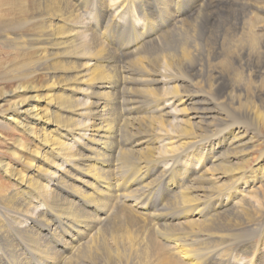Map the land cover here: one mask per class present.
<instances>
[{"label": "bare ground", "instance_id": "obj_1", "mask_svg": "<svg viewBox=\"0 0 264 264\" xmlns=\"http://www.w3.org/2000/svg\"><path fill=\"white\" fill-rule=\"evenodd\" d=\"M256 11L262 13L248 36L260 50L264 33L256 29H264V0H0V42L13 52L0 81L21 82L17 92L4 94L3 99H15L0 126L29 133L47 148L28 166L31 175L17 176L19 190L6 198L0 194V204L15 214L0 222V241L20 236L43 264H261L264 240L257 260L251 256L242 263L203 241L217 240L221 248L226 239L245 241L252 228L234 235L221 230L264 218V158L259 171L245 167L264 127V88L227 95L225 78L211 69L209 76L215 74L207 89L215 93L200 92L204 83L197 80L206 64L226 60L219 49L228 36L240 34L237 40L244 43L245 17ZM116 53L126 56L123 75ZM184 69L197 79L187 83ZM38 74L47 77L48 87L25 85ZM132 85L144 88L136 98ZM221 97L232 117L216 107ZM245 109L252 112L253 125L243 117ZM178 115L182 118L174 122ZM227 121L232 123L225 129ZM80 172L92 181L81 180ZM77 182L84 185L73 190ZM249 187V199L238 202ZM159 190L165 194L160 206L173 212L162 210L171 223H162L163 232L154 229L163 237L168 231L169 245L154 237L155 225L143 214L150 192ZM115 196L127 203L119 213L147 223L145 229L131 232L114 221L109 231L97 230L102 217L94 221L88 209L99 207L107 215ZM228 205L224 213H232L226 219L223 210L213 214ZM47 234L57 248L48 244ZM182 238H196L194 248H183ZM11 256L10 264L24 263ZM7 262L0 250V264Z\"/></svg>", "mask_w": 264, "mask_h": 264}, {"label": "rangeland", "instance_id": "obj_2", "mask_svg": "<svg viewBox=\"0 0 264 264\" xmlns=\"http://www.w3.org/2000/svg\"><path fill=\"white\" fill-rule=\"evenodd\" d=\"M258 13H262V12H258V11L249 12L247 14L249 16H246L247 18L245 17L246 21H244V23L246 22L245 25L247 26V28H245L246 29L245 33L247 35L245 39L247 40V38H248L247 41L245 40L246 43H245V41H244V43L243 42L241 43V42H239L237 40L238 37H240L239 36L240 34L236 38H231L230 36H228L229 37L228 39L230 40V43H229V40H226L225 42L227 44L225 43V45L222 46L223 49L221 47L219 49V51L221 50V52H224V53H222L223 55L220 58L223 59L224 56H228V57H226V60L225 61H221V59H218V60L213 61V64H208V65L206 64L205 65V70H204V73H203L204 74L203 77L198 78V79H197V77L193 76V74L190 71H188L187 69L182 70L181 74L185 78L187 83L190 82V81L196 80V79L200 80L202 82V84L204 83L203 84L204 86L202 85L203 87H200L201 88L200 92L206 93L208 91L207 93L213 94V93H215L214 89L213 90L211 88L207 89L208 88V84H207L206 81H209L211 77L213 79V76L216 73L217 75L219 74L221 77L225 78V81H226V83H225L226 89L225 90H226V94L227 95L229 93L250 95L256 89L264 88V63H263V61H264V48H263L264 44H263L262 48L259 50L258 46H256L255 43H252L250 41L252 39V36H248L249 34L252 33L251 30L253 31V29H251V27H253L254 26L253 24L257 22L256 20H257V18L259 16ZM261 17H263V19H264V14H261ZM262 21L263 20H261V22ZM251 22H252V24H251ZM261 22L259 21L258 24H261ZM263 23L264 22H262V24ZM256 27H259V26H256ZM256 30L259 33L260 32L264 33V29H256ZM207 47L208 46L205 47L207 51L208 50H212V47H209V48H207ZM115 48H116L115 52H117L119 54L120 50L118 49V46L115 47ZM224 49H226V51ZM242 51H243V53H241ZM230 53H232V54L234 53V54L232 55ZM12 54H13L12 49L7 48L5 45H3L0 42V75L3 76V72H4L5 68L7 67V65L10 63V59L13 58ZM118 54H117V56L119 58V61H117V64L119 65V67H118L120 69L119 71L123 75L124 71H127V70H125L126 68L124 66V63L127 60H126V56L125 55H120V57H119ZM195 62H197V60ZM207 69H211V70H214L216 72L212 73L209 76V74H208L209 71ZM203 79H205V81ZM46 80H47V77H45L44 75L38 74L36 77L32 76L30 79H26V81H25L26 84L25 85H29V86L37 85V86H40V87L41 86L48 87V85H47L48 82ZM175 84H177V83H175ZM228 84H229V86H228ZM19 85H21V82L19 80H9L8 81L6 79H3V80L0 81V116H2L4 113L8 112L9 107H10V102L9 101L15 99V97L14 98L7 97V98L3 99L4 94H6V93H7V95L11 94L12 91L17 92L19 90V88H20V87L18 88ZM171 85H173V84H171ZM246 85H247V87H245ZM129 88H130V86H129ZM138 88H139L140 91H142L143 87L142 86H137V87L134 86L133 87V85H132L131 88H130L134 98H136V94L140 93L138 91ZM34 89L36 90V88H34ZM253 89H254V91H253ZM209 90H211V91H209ZM31 94H35V92H31ZM48 95H49V93L48 94L46 93L45 100L43 102H39L43 106L46 105L45 102H46V100L48 98ZM213 97L217 98V95H213ZM226 98H227V96H226ZM226 98L224 99V98L221 97L220 100H219V98L216 99L217 100L216 101L217 102L216 107L221 112H225V114H227L228 117L229 116L232 117L233 114H234V111L230 108L231 106L229 105V103H226L227 101L229 102L231 98L229 96V98H227V101H226ZM244 113L246 114L247 117H249V120H247V118H246ZM251 113L252 112H250L248 109H245L242 112L243 117L248 121V123L255 122L254 119H253L254 116ZM139 114H143L144 115L142 110L139 112ZM178 118L179 119L182 118V115H178V117H176V119L174 118L172 120L174 122H179ZM251 119H253V121ZM226 123L224 124L225 125V129L227 128L226 126H228L232 122L231 121H227ZM250 124L253 125V123H250ZM223 127L224 126H221L220 128H223ZM254 127L256 128V126H254ZM260 128H261L260 129L261 133H259V134L257 133L255 135V137H254L255 147H254V149L252 151L250 162L245 165V167L247 168L246 170L249 171V172L250 171H253V172L254 171H259L261 169L260 163H263V159L262 158H264V127H260ZM210 129H213V128H210ZM204 134H206V132ZM120 146L125 147L124 145L119 143V147ZM46 149H47L46 147H43L42 145H40V143H38V141L36 140V137L30 135L29 133L20 132V130H17L13 126H5V127L0 126V194L1 193L4 194V198H6L8 195H10L12 193H15L16 190H19L21 188L20 187L21 184L16 181L17 176H20L21 174H26L28 176L31 175L32 171L30 170V168L28 166L30 164H33L34 161H36V157H37L38 154L41 155L42 152H44V151L46 152L47 151ZM30 151H32V152L30 153ZM260 157H262V158L260 159ZM239 159L240 158H238V163H240V161H241V159L240 160ZM235 160H237V159L235 158ZM66 169H68V166H67ZM80 174L81 175H79V178H81V180L84 179L86 181H90V182L92 181L90 176H87V175L84 176L81 172H80ZM121 176H122V178L124 180H127L129 178V176L125 172H123V175H121ZM114 177L115 176H113V179H114ZM78 184L79 185H76L75 187H73V190L77 189L80 185H84L82 183H78ZM260 189H262V186L260 187ZM161 191L162 190L155 191V192L154 191L150 192V194H149L150 200H149V202L147 204L148 205V207H147L148 210L145 209L143 214L147 215L148 218L155 225V226H153V235H154V237L157 240H159L161 243H163L165 245H169V243L167 242L168 241L167 237L169 235V233H167L168 231H165L166 233L164 232L165 233V235H164L165 237L159 236L164 231L162 226H164L165 224L162 225V223H164L166 220L167 221L170 220L169 218L165 217L166 215H164V213L167 210V208L164 210V209H162V206H160L161 205V201L165 198L164 192H161ZM251 191L252 190H251L250 187L247 188L246 191H243V195L244 194L245 195L241 196L237 201L239 202L242 199H247L248 200L249 199L248 195L251 194ZM62 198L67 200V201L68 200L69 201H73V197L70 196V195H63ZM152 199H153V201H152ZM112 200L114 201V203L111 206L112 208L110 207V209H109V212L110 211L111 212L110 213L108 212L107 215L102 213V211H101V209L99 207H98L97 211H93L92 209H88V212H91V214L96 216L95 218H93L94 221H97V220H99L102 217L101 220L99 221L101 224H99V227L97 229L98 231H100L101 233H105L106 231H109L108 229H110V228H108L107 225H109L110 223H112L114 221H115V223H123V227L128 228L131 232H133L135 229H138V230L140 229L141 230V229H145L146 228L147 223L142 221V222L137 224V221L134 220V219H137L135 216H132V215H128L127 216L125 214H120L119 213V211L122 213V210H121L122 205L127 204L126 202H124L122 199H120L119 197H116V196L113 197ZM144 201H145V198L142 200V202H144ZM156 201H158V202H156ZM245 203H248V202H246V201L245 202H241V205H244ZM249 203L252 204L253 202L251 201ZM9 204H12V202H9ZM32 207H33L32 205H28L27 204L26 205L27 211H32L33 210ZM227 207L222 206V207H220L218 209L216 208V211L213 210V212H214L213 214L216 215V213H217V215H218V214H220V211H222V210H223L222 213H224L225 210H229L231 205H228ZM160 209H161V211H160ZM136 210L140 211L141 209L137 208ZM155 210H156V212H155ZM162 210L164 211V213L162 212ZM153 211L156 213V215L153 213ZM167 211H168L167 213H169V212L172 213L173 212L169 208H168ZM211 212H212V210L210 211V213ZM231 213L232 212H230V211H228L226 213V215L224 213V218L230 216ZM14 215L15 214L12 211V209L4 208L3 204H0V222H2V221H10L12 218H14ZM104 215H105V217H104ZM153 215L156 216V217H154ZM233 217H234V215H233ZM157 218H158V220H157ZM167 221L165 222L166 224L167 223H171V222H167ZM173 221L174 222H178L177 219H173ZM154 222H156V223H154ZM25 223L27 225H31V220H28L26 218V222ZM157 223H158V225H157ZM156 226L160 227V228L158 227V230L159 229H160V231L163 230L162 232H160L161 234H158L159 233L158 230L156 231L154 229V228L157 229ZM32 227L34 228V230H36V231H38L40 233L39 235H42V232H44L41 229H39L38 227L36 228L35 225H33ZM248 229H251L253 231V234L251 236H248V238L246 237L245 241H242V242H239L240 240H236L235 238H233L231 241L229 240L230 242L226 239L225 242H224L225 246L222 245V248H225L227 246V248H225V249H222L220 247V244H219V242H217V240H212V241L211 240L210 241L206 240V241H203V242L206 243L207 245L208 244L211 245L210 248L211 247L212 248L214 247L215 249L220 248L219 252L221 251L220 253L223 255V257L231 258L233 260L235 259L236 262H241L242 263L245 260L249 259L251 256L254 257L257 260L261 249H263L262 242L264 240V232H263V230H264V218L261 217V218L257 219L256 221L252 222L251 224H243V225L233 226V227H231L229 229L227 228V230L223 229V230H221V232L223 234H224V232L225 233L229 232L230 234L234 235V234L239 233L241 231H247ZM114 230H116V228H114ZM262 232H263V234H262ZM222 233H221V235H222ZM177 235H181V232H177ZM9 238L10 239H4V240L0 241V250H1V252L5 253L7 255V258H8L7 264H10V262L13 261V256H11V255H14V256L17 255L18 257H22L24 259V263L23 264L26 263V260L31 262L30 264H43L42 262L38 261V258H36L33 254H31L28 251V247L23 242H21L20 236H16V235L10 234ZM46 238L49 239L50 242H48V244L50 246L53 245L56 248L58 247V245L57 244L55 245V242H53V240H52L53 237H51L50 235L48 236V234H47ZM196 238H198V240H200L201 237L197 236ZM195 239L192 240V239H184V238H182L180 243L181 244L183 243V248H188L189 247L190 249H193L194 247H193V245H191V243L195 242ZM220 240H223V238L220 239ZM220 240H218V241H220ZM4 243H8V244L6 245ZM213 243H217L219 246L216 245V244H214V246H213ZM209 245L207 247H209ZM229 245H231L232 247L231 246L229 247ZM228 247L230 249H228ZM9 248H11L10 252L8 251ZM210 248H208V249H210ZM60 249H61V252L65 253L62 248H60ZM65 254L68 255L69 252L68 253L66 252ZM150 259L154 260V253L151 254ZM261 264H264V260L262 261Z\"/></svg>", "mask_w": 264, "mask_h": 264}]
</instances>
